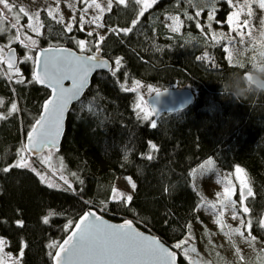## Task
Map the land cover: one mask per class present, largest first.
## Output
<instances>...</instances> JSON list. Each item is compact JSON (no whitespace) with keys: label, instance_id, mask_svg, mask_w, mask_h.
<instances>
[{"label":"trees","instance_id":"trees-1","mask_svg":"<svg viewBox=\"0 0 264 264\" xmlns=\"http://www.w3.org/2000/svg\"><path fill=\"white\" fill-rule=\"evenodd\" d=\"M141 7L135 0L117 3L102 16L107 34L99 51L97 34L89 36L78 24L68 32L42 12L40 46L80 51L77 41L83 40L113 65L121 60L115 75L99 72L70 111L56 154L70 175L71 188L49 187L31 168L10 167L19 159L50 91L28 82L33 77L30 61L23 65L24 83L11 86L0 76V96L6 99L0 109V169L9 168L0 171V235L11 251L23 253V264H53L57 248L48 245L61 244L90 208L116 221L133 220L171 245L182 241L201 219L202 198L190 172L215 155L224 169L240 166L247 172L256 194L247 198L253 204L250 213L258 220L264 217V94L239 102L222 93L219 82L241 72L225 63L208 67L212 52L189 44L193 38L206 43L193 0H157L143 15ZM170 17L179 18L178 31L172 30ZM128 28L132 31L127 34L121 31ZM205 54L207 58L200 59ZM138 78L161 90L191 87L200 95L186 110L143 120L134 109L136 95L123 87ZM212 97L224 100L213 107ZM13 103L17 111L10 112ZM81 105L84 109L78 111ZM126 176L135 180L134 196L131 201L114 200L115 181ZM259 231L264 239L262 225ZM180 263L190 264L182 256Z\"/></svg>","mask_w":264,"mask_h":264},{"label":"rangeland","instance_id":"rangeland-1","mask_svg":"<svg viewBox=\"0 0 264 264\" xmlns=\"http://www.w3.org/2000/svg\"><path fill=\"white\" fill-rule=\"evenodd\" d=\"M157 1V0H156ZM14 6H22L25 11L31 15L39 11V23L42 24V12L48 13L47 9L51 6L53 9L57 8L56 0H9ZM73 2L75 10L68 7V4ZM90 3L91 0H88ZM101 4V7L105 8L102 16L108 12L106 8L107 0H96ZM262 0H232L229 4L226 0H215V4L209 3V0H193L196 13L199 12L200 24L206 33V43H203L199 38H193L189 41V44L193 47H202L208 52L207 64L208 67H221V63L230 68L231 70H238L241 74L247 72L251 62L256 61L264 54V39H257V37L264 36V8L260 7ZM117 4V0H112V6ZM131 4V0H127L124 5ZM154 5L151 4L150 7ZM214 6L215 12H212ZM3 6L0 5V8ZM59 11L54 12V15L59 18L61 15L64 17V25L69 22L72 23V27L79 25L80 17L84 16L85 23L83 24V30L97 34L100 37H104L107 34L106 28L97 27L94 23H87L93 16L97 14V10L92 7H88L87 14L83 13V9L87 7V4L83 0H60ZM148 7L146 10H148ZM144 10V12L146 11ZM212 14V19L209 20V15ZM234 14V15H233ZM7 19L0 24V27L8 29L10 23L13 21V14L6 13ZM232 16L231 25L228 23V17ZM102 16L99 23L102 24ZM75 17V20H73ZM247 21V23H245ZM29 23L28 16L20 14L18 21V27H20V40L24 43L31 45V40H35L36 44L32 47L31 52L25 48L20 41L11 42L10 36L16 34V29L5 31L0 33V47H4V50H8V46L17 47L19 51V69L20 74L26 76L23 65L29 61H24L26 55H30L32 60V66H34L36 49L40 46L39 36L42 32V27L39 28V34L33 32L27 28ZM32 23L36 26V18L33 17ZM210 25V26H209ZM231 41L232 43H229ZM89 42L85 41V47L81 49V52L87 54L100 55L99 52H92V48ZM227 49V50H226ZM116 65L114 62L113 70ZM0 72L8 73V75H0L1 79H5L11 86L17 84L16 78L19 74L13 69L9 72L8 67L4 63H0ZM237 72V71H236ZM11 75L12 79L8 76ZM135 81L140 82V87L133 92L136 96V102L134 105L135 112L143 120H154V113L151 109L147 99L149 96L160 91V87L150 84L143 79H133L129 82H124V88H131ZM177 86H174L175 88ZM191 88V87H185ZM193 89V88H191ZM196 96L200 94L194 89ZM212 97L210 104L213 107H218V101H223L224 98ZM0 109L5 105L6 99L0 96ZM84 105L77 108L78 111L83 110ZM1 116V112H0ZM147 116V119L144 117ZM156 118V117H155ZM155 122V121H154ZM58 152L52 151L51 160L49 164H41L39 161L41 156L32 158L28 153H25V157L30 161L35 162L33 164L37 171L44 175L43 180L47 185L51 184L54 188H69L72 187L70 182V175L67 174V169L64 166L63 160L56 154ZM44 156L48 155V150L43 153ZM152 155V153L150 154ZM211 160L214 165V170L211 172H205L201 174V165H205L207 161ZM50 165V166H49ZM242 169V172H237L236 169ZM193 170H197V174L193 175ZM190 173L193 184L198 190L202 198V203L216 204V210H223L224 215L218 217L214 215V212L210 208L199 206V213L201 215L200 221H198L191 233H189L182 241L172 244L176 250H178L181 256L190 264H264V239L260 236L259 225L261 220L254 217L250 213V206L253 205L247 201L249 211L243 213L242 217L239 215L241 209V187L247 186L252 190L251 197L256 194L253 191V187L250 183V178L247 172L240 166H235L232 171H228L221 166L219 155L212 156L197 167H195ZM40 177V176H39ZM64 177V179H61ZM65 180L68 181L65 184ZM220 180L230 181L229 187V199L236 202V209L238 212V218H232V210L228 207V200H225L223 204L220 203L223 196H217V193L224 192V184L220 183ZM135 180L132 176L119 177L116 179L114 189L116 193L122 194V198L114 200L126 199L127 196H134ZM70 187V188H71ZM250 200V199H249ZM243 218L245 225L242 226L240 219ZM219 221V222H218ZM251 222L248 227V222ZM243 233V235H241ZM255 237L251 239L249 237ZM0 239L6 241L3 245L2 252H0V264H23V254L21 252H14L9 249V241L6 237L0 235ZM183 242V243H181ZM181 243V247L177 248L176 245ZM194 249V250H193Z\"/></svg>","mask_w":264,"mask_h":264},{"label":"snow or ice","instance_id":"snow-or-ice-1","mask_svg":"<svg viewBox=\"0 0 264 264\" xmlns=\"http://www.w3.org/2000/svg\"><path fill=\"white\" fill-rule=\"evenodd\" d=\"M59 2L56 0L57 8L53 9L51 6L48 7V15L51 16L57 23L64 24V17L61 15L57 18L54 15V12L59 11ZM87 4L82 11L84 14H87L88 7H92L97 10V14L93 16L87 23H94L97 27H103V24L99 23V20L105 11L104 7H101L100 3H97L96 0H91L89 3L88 0H83ZM138 5H142L140 10V15H143L144 10L155 3L156 0H135ZM227 3L231 4L232 0H226ZM118 4H126L127 0H117ZM191 3V0H189ZM209 3L214 5L215 0H209ZM0 5L3 7L0 8V24H2L6 19V13L13 14V21L10 23V27L5 29L0 27V33L5 31H10L11 29H16V34L10 36L9 40L11 42L20 41V43L31 52L32 47L35 46L36 41L31 40V37L28 39L31 41V45L24 43L23 40H20V27H18V21L20 19V14L28 16L29 23L26 25L27 28L31 29L33 32L39 34V28L42 27L39 23V11L29 15L22 6H14L13 3L9 0H0ZM68 7L75 10V5L73 2L68 4ZM260 7L264 8V0L260 3ZM107 10L112 8V0H107L106 4ZM212 12H215L214 6L212 7ZM234 15V14H233ZM196 16H199V12L196 13ZM36 18V26L33 25L32 19ZM172 20V30L178 31L179 27L177 26L179 22L178 17H170ZM192 19V17H189ZM212 19V14L209 15V20ZM75 20V17H73ZM84 16L80 17V30H83ZM228 23L231 25L232 16L228 17ZM247 23V21H245ZM136 21H133V26H135ZM199 27V24H197ZM210 26V25H209ZM65 30L68 32L72 31V23L64 25ZM112 31H116L112 29ZM125 34L132 31L131 28L121 30ZM202 31V29H201ZM118 34V33H117ZM89 36L92 35L91 32L88 33ZM103 40V37H100L97 41V51H99V42ZM229 43H232L229 41ZM78 46L83 49L85 47V41H77ZM227 50V49H226ZM51 53L45 60L41 61L40 57L37 56L34 61V71L32 80L28 81L29 83H39L45 84L47 87L51 88L52 95L48 99L43 107V114L36 121V124L31 128L27 134V143L22 145L19 149L18 155L19 159L10 167L17 168H31L37 176H40L41 180H44V175L41 172L37 171L36 167L33 166L35 162L30 161V159L25 157V153H32L34 150L37 155L41 156L42 159L39 161L41 164H49L51 160L52 151L57 146V141L61 134L62 121L64 119L65 110L68 107V104L73 99H78L82 94L87 81L88 75L96 68H108L112 71V74L115 75L116 71L121 67V60L117 58L115 61L116 68L112 69L111 65L106 61H101L97 56H77L69 50L56 48V49H44L41 51V55L44 53ZM207 55L200 59H206ZM32 57L26 55L24 61H31ZM6 62L8 65V70L11 72L13 69L18 75L16 80L17 83H24V77L20 74V69L16 66V58L14 55V49L8 46V55L5 60V50L4 47H0V63ZM0 75H8V73L0 72ZM9 79H12V76H8ZM71 80V86L65 87L64 81ZM140 87V82L135 81L134 85L131 88H125L126 91L135 92L136 89ZM2 103V101H0ZM17 111V106L15 103L12 104L10 112ZM10 114V113H9ZM3 116H0L2 119ZM147 119V116L144 117ZM155 128L157 125L155 122L151 125ZM150 148L155 149L156 145L151 144ZM44 149H48V155L44 156ZM148 159H152L151 155H148ZM50 166V165H49ZM214 170V165L211 160L207 161L205 165H201L200 172L204 174L205 172H211ZM0 171L7 172L9 168L0 169ZM237 172H242V169L237 168ZM197 174V170H193V175ZM72 175H75L73 173ZM64 179V177H61ZM220 183L224 184V192L217 193V196H223L224 199L220 201L221 204L225 200H228V207L232 210V218H238V212L236 209V202L229 199V187L230 181L220 180ZM68 181L65 180V184ZM82 183V181H81ZM53 185L49 184V187ZM71 186L69 185V188ZM134 188L135 185L133 184ZM246 185L241 187V209L239 210V215L242 217L243 213H247L249 209L243 206L244 199L247 196H250L251 190L247 189L245 191ZM122 198V194L116 193V190L113 189V199ZM132 197L127 196L126 200L131 201ZM201 207L210 208L213 210L214 215L222 217L224 215L223 210H216V204L203 203ZM95 216V213L89 212L80 218L79 222L76 223L74 230L71 234L64 240L63 244H58V242L53 241L48 245L49 248H57L58 251L53 256L56 264H174L175 254L169 251L167 248L163 247L158 240L155 238H150L143 235L142 233L136 231L131 221H126L123 224L112 225L105 223L100 217H91ZM44 222L48 223V218H44ZM219 222V221H218ZM18 224L22 226V221H18ZM242 226L245 225L243 218L240 219ZM251 222H248V227H250ZM68 227H72L71 222H69ZM243 235V233H241ZM255 239V237H251ZM6 241L0 239V252H2L3 245ZM183 243V242H181ZM181 243L176 245L177 248L181 247ZM194 250V249H193ZM64 255H61V254ZM23 253L21 252V255Z\"/></svg>","mask_w":264,"mask_h":264},{"label":"water","instance_id":"water-1","mask_svg":"<svg viewBox=\"0 0 264 264\" xmlns=\"http://www.w3.org/2000/svg\"><path fill=\"white\" fill-rule=\"evenodd\" d=\"M49 48H52V49L61 48V49L69 50L70 52L74 53L77 56H83V57H87V56H97L99 60L108 62L111 65L112 69H113V66H114L112 60L109 59L106 56L94 55V54H87L85 52L78 51L75 48L68 47V46H64V45H60V46H41V47H38L36 49L35 59H36L37 56H39L41 61L45 60L49 55H51V53H47L46 52L43 55H41V51L44 50V49H49ZM12 49H14V55H15V58H16V66H18L19 65V51H18L17 47H12ZM7 55H8V50H5V60L7 59ZM5 66L8 67V65H7L6 62H5ZM33 71H34V66H33ZM99 72L111 73L112 71H110L108 68H96L91 73H89V75H88V81H87V84H86V86H85L82 94L80 95V97L78 99H73L72 101H70V103L68 104L67 109L65 110L64 119L62 121L61 134H60L59 139L57 141L56 148L53 149L54 151L60 152L61 149H62V144H63L64 138H65V134H66V130H67L68 118H69V114H70V111H71L72 107L77 102H79L80 100H82V98L85 96V94L88 91V89L91 87V85L93 83V80H94V77ZM23 77H24V82H25L26 76H23ZM17 78L15 80H17ZM63 83H64V86L65 87H70L72 82H71V80H65ZM37 85L50 91V96L45 100V102H46L48 99L51 98V95H52L51 88L47 87L45 84H39V83H37ZM196 99H197V96H196L195 92L192 89L175 87V88H167V89L160 90L157 93L149 96L148 99H147V101L150 104L151 109H152L155 117H159V116H161L162 114H165V113H174V112L186 110L191 105H193L195 103ZM44 103H43V105H44ZM42 114H43V107H42L41 115ZM35 124H36V122H35ZM26 143H27V137L25 139V144ZM46 150H48V149H44V152ZM28 154L32 158H36V157L39 156V155L36 154L35 150L32 153H28ZM247 189H250V188L246 186L245 191H247ZM251 193H252V190H251ZM248 197L249 196H247V198ZM247 198L244 199L243 206H245V207L248 208ZM89 212L95 213V216L91 217L92 219H95V217H100L107 224L119 225V224L125 223L126 221H131L132 226H133V228L136 231H138V232L142 233L143 235L148 236L150 238H155L156 240H158L160 242L161 245H163V247H165L169 251L173 252L175 254L174 264H181L180 263V256H181V254H180V252L178 250L175 249L174 246H172L171 244L165 242L161 237H159L154 232H152L150 230H146V229L140 228L133 220H129V219L128 220H123V221L112 220L108 216H106L105 214H103L100 211H98V209H96V208H90L85 214H87ZM261 225H262V227H264V217L261 220ZM74 228H73V230H74ZM71 232H70V234H71ZM67 237L64 240H66ZM64 240L62 241L61 244H63ZM57 251H58V247H57V249L55 251V254H56ZM61 255H64V254L62 253ZM53 264H56L55 260H54Z\"/></svg>","mask_w":264,"mask_h":264},{"label":"clouds","instance_id":"clouds-1","mask_svg":"<svg viewBox=\"0 0 264 264\" xmlns=\"http://www.w3.org/2000/svg\"><path fill=\"white\" fill-rule=\"evenodd\" d=\"M257 39H264V36ZM219 84L226 97L239 102L252 95L264 94V54L251 62L246 73L231 72Z\"/></svg>","mask_w":264,"mask_h":264},{"label":"bare ground","instance_id":"bare-ground-1","mask_svg":"<svg viewBox=\"0 0 264 264\" xmlns=\"http://www.w3.org/2000/svg\"><path fill=\"white\" fill-rule=\"evenodd\" d=\"M113 220V219H112Z\"/></svg>","mask_w":264,"mask_h":264}]
</instances>
